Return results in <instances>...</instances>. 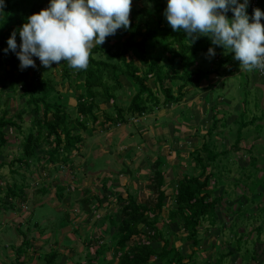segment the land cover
<instances>
[{
  "label": "trees",
  "instance_id": "obj_1",
  "mask_svg": "<svg viewBox=\"0 0 264 264\" xmlns=\"http://www.w3.org/2000/svg\"><path fill=\"white\" fill-rule=\"evenodd\" d=\"M23 1V4L18 3L17 0L10 4L6 0L7 5L0 14V64L4 60L9 68L7 74L0 77V152L3 154L8 148L10 142L7 136L10 133L19 151L18 157L16 156L17 158L8 165H12V169L16 170H11L13 174L19 173L17 167L13 166L18 165L19 169L27 170L30 168V163L34 161L39 163L38 167L43 172L46 163L67 164L70 160L69 154L78 152L82 146L80 132L90 136L88 130L91 126L87 127L88 123L94 125L91 130L95 133L106 131L108 125L120 126L126 122L127 117L140 118L153 114L165 105L184 103L189 100V95L197 97L195 92L191 93V89L197 88L200 81L209 75L219 73L223 79L221 87L226 86V80L237 79L239 62L233 60L232 54H226L222 48L212 45L207 37H200L188 46L183 32L172 31L162 14L166 6L165 0H132L129 28L118 29L115 35L106 37L102 45H95L91 50L87 69H71L66 61H61L58 64L59 82H54L48 77H38L35 81L34 77L29 76L31 66L21 70L15 54L11 51L7 53L3 51L7 47L6 40L11 34L8 29L10 21L17 20L21 25L26 22L25 13L20 12L17 18L14 17L18 14V7L27 6L32 2L29 16L47 7L48 3V0ZM253 8L264 11V0H249L247 7L249 15ZM10 13H13V16ZM228 15L230 17L231 13ZM261 23L264 25V20ZM16 41L19 45L18 35ZM209 47L217 50V55L208 57ZM204 59L207 61L205 62ZM41 67L45 71L49 70V68ZM64 88L70 90V96L76 101L73 115L65 104L68 95L60 91ZM212 88L208 86L200 91L211 92ZM127 96L129 98H126ZM125 98L128 99V104L123 108L121 101ZM110 104L114 106L113 116L106 115L104 110L101 111V107L104 108ZM100 111L99 116L97 112ZM22 124L26 128L21 127ZM215 126L213 122V127ZM241 126L244 125L240 123ZM233 142L231 147H236L239 138ZM237 148H251V145L244 147L239 144ZM230 151L229 153L232 152ZM129 152L130 150H127L126 155ZM218 153L217 150L215 152L212 144H202L198 150H194L193 154L199 173L184 172L179 177L173 174V171L166 169L164 159L158 156L149 165V183L145 184L148 195L144 198V202L137 203L141 197H136L135 191L126 197L120 193H114L119 195L116 200L120 205L119 217L116 221L108 220V224L116 227L110 240L111 247L114 248L113 253L118 256L117 264H151L153 262L190 264L194 262L195 251L189 255L183 254L170 243L168 235L172 234V228L176 227L185 232L184 238L190 242V246L199 247L197 229L202 222L214 217L218 201H221L220 198L211 196L209 181L212 179L215 182L216 176L206 171V166L209 165L221 173L219 163L213 164L217 156H223ZM97 164L102 167V164L97 162L93 169L98 168ZM114 164L116 165L117 162ZM250 165L254 166L252 163ZM245 171L247 169H242L243 175L247 178L246 181H250V184L248 186L244 184L243 188L248 189V194L254 193L259 179L253 181L250 176L258 178L256 175L260 171ZM54 174L50 171L45 176ZM108 175L115 177L112 172L105 173L103 179L105 178L107 182H109ZM166 178L171 179L169 184ZM25 180L24 176L19 185L7 186L5 197L0 199V203L10 206L12 199L25 202L28 197V185ZM261 180L263 181L264 177ZM233 184L235 187V183ZM102 185L103 191H108L107 184L102 182ZM169 189L173 192L170 194L171 207L167 211L165 221L161 215L165 209L168 198L166 193ZM57 190L59 198L61 188L58 187ZM45 192L47 193L45 188L37 189L33 193V201L36 200L37 194L42 195ZM140 195L142 194L138 196ZM110 196L112 193L106 197ZM263 196L264 193L259 192L257 199L260 200ZM97 198L98 196L92 195L80 199L79 210L85 213V217L94 210L90 207L93 200L100 204L101 200ZM257 203L254 216H263L260 218L262 225L255 229L260 234L264 224V207L260 206V201ZM235 204L239 205L237 201ZM63 219L58 218L56 221L51 219L52 228L53 225L56 226L53 232L69 224L68 210L63 212ZM235 236L236 234L232 238L234 237L233 242L236 245L240 241L235 239ZM129 242L132 244L128 245ZM157 242L162 245L158 246ZM28 248V242L25 241L15 246V258L11 264H38V261L41 264H59L61 254L58 250H50L49 253L41 256L39 249H43L42 246L32 252H29ZM239 251V248H236L233 252H227L226 256L220 255L216 264H221L223 257H229ZM253 260H255V251H252V255L246 261L252 264Z\"/></svg>",
  "mask_w": 264,
  "mask_h": 264
},
{
  "label": "rangeland",
  "instance_id": "obj_2",
  "mask_svg": "<svg viewBox=\"0 0 264 264\" xmlns=\"http://www.w3.org/2000/svg\"><path fill=\"white\" fill-rule=\"evenodd\" d=\"M7 1L11 4L16 0ZM17 2L24 3L23 0ZM31 3L18 7V14L14 17L17 18L20 12L28 17ZM10 15L13 16V13ZM10 22L8 29L11 32L21 26L17 20L12 19ZM8 29L6 30L9 31ZM215 53L217 55L218 51L215 50ZM33 60L36 67L29 68V76L34 77L35 81L38 77H48L59 82L58 64L53 63L45 71L36 57ZM8 70L2 60L0 77H4ZM236 77L237 79L226 80V86L221 87L223 79L219 73L209 75L200 81L197 88L191 89V93L195 92L197 97L189 95V100L184 103L165 105L153 114L140 118L127 117L125 123L120 126L108 125L106 131L95 133L91 130L94 125L88 123L87 127L91 126L88 130L90 136L80 132L82 146L79 151L69 154L67 164L46 163L45 173L40 171L37 161L31 162L27 170L15 165L13 167H17L19 173L11 172L16 170L8 165L18 157L19 151L15 139L9 133L7 138L10 144L3 154L0 152V199H4L7 186L19 185L24 176L28 185V197L25 202L12 199L10 206L0 203V264L13 263L14 247L23 241L28 242L29 252L42 246L43 249H39L41 256L50 250H58L61 254L59 264H117L118 256L113 253L110 240L116 227L108 224V220L116 221L119 217L120 205L116 201L119 195L114 193L126 197L135 191L136 197H141L137 203L144 202L148 195L145 184L149 183V165L158 156L164 159L166 169L173 171L178 177L184 172L198 174L193 154L204 143L212 144L215 152L217 150L223 155L217 156L213 163H219L221 173L206 166V171L216 176L215 182L212 179L209 181L211 196L220 198L221 201H218L214 217L202 222L197 229V240L200 241L198 248L190 246V242L184 238L185 232L176 227L168 235L169 241L185 255L195 251L194 262L190 264H216L220 255L226 256L227 252H233L236 248H239V253L223 257L221 264H248L249 261L246 260L252 255V251H255L252 264H264V224L260 234L255 230L262 225L260 218L263 216H254L257 201L264 207V196L257 199L259 192L264 193V180H261L264 177V78L252 71L240 69ZM208 86L213 87L211 92L200 91ZM60 91L68 95L65 104L73 115L75 99L70 96L68 88ZM126 98L121 101L123 108L128 104ZM102 110L106 115L113 116L114 106L110 104L101 107ZM101 111L97 115L100 116ZM213 122L216 124L215 128ZM240 123L244 126L240 127ZM21 127L26 128L24 124ZM237 138V146L231 147ZM239 144L244 147L251 145V148L238 149ZM227 148H231L232 152ZM127 150H130L128 155ZM107 151L109 154H106ZM97 162L102 167L97 164L98 168L93 169ZM242 169L260 171L256 175L258 178L250 176L253 181L259 179L254 193L248 194V189L243 188L250 181H246ZM50 171L55 174L45 176ZM107 172H112L115 176L108 175L109 182L103 179ZM98 177L101 179H97ZM101 180L107 184L108 191H103ZM166 181L169 184L171 179L166 178ZM40 187L45 188L47 193L37 194L33 201V193ZM58 187L61 188L59 198ZM172 192L169 189L166 193L168 198L161 215L165 221L171 207ZM109 193L112 196L106 197ZM140 193L143 196H138ZM92 195L98 196L97 199L101 202L98 205L93 200L90 207L94 210L85 217V213L79 210V201ZM236 201L240 206L235 204ZM65 210L69 211V224L53 232L56 226L53 225L52 228L51 219L64 220ZM235 234V239L240 241L236 245L234 237L232 238ZM157 245L161 246L162 243L157 242ZM37 263L41 264L40 261Z\"/></svg>",
  "mask_w": 264,
  "mask_h": 264
},
{
  "label": "clouds",
  "instance_id": "obj_3",
  "mask_svg": "<svg viewBox=\"0 0 264 264\" xmlns=\"http://www.w3.org/2000/svg\"><path fill=\"white\" fill-rule=\"evenodd\" d=\"M165 3L162 14L167 24L173 32L185 34L188 46L207 37L212 45L232 54L240 70L264 71V11L253 8L249 15V0ZM131 6L132 0H48L47 7L29 15L11 32L3 51L15 54L21 70L36 67L33 57L45 68L66 61L71 69L85 70L95 45H102L118 29L129 28ZM4 7L5 0H0V13ZM215 54L213 47L207 49L208 57Z\"/></svg>",
  "mask_w": 264,
  "mask_h": 264
},
{
  "label": "built area",
  "instance_id": "obj_4",
  "mask_svg": "<svg viewBox=\"0 0 264 264\" xmlns=\"http://www.w3.org/2000/svg\"><path fill=\"white\" fill-rule=\"evenodd\" d=\"M258 76L264 78V71L256 70Z\"/></svg>",
  "mask_w": 264,
  "mask_h": 264
}]
</instances>
